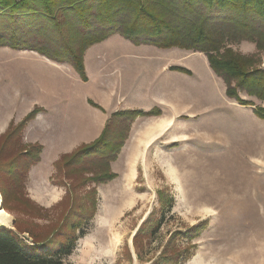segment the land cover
Instances as JSON below:
<instances>
[{
    "label": "rangeland",
    "instance_id": "rangeland-1",
    "mask_svg": "<svg viewBox=\"0 0 264 264\" xmlns=\"http://www.w3.org/2000/svg\"><path fill=\"white\" fill-rule=\"evenodd\" d=\"M0 33L8 34L2 29ZM41 36L30 34L25 42L52 49ZM117 40L130 42L115 33L85 49L99 52L98 58L87 54V82L78 80L75 84L93 104L98 102L97 86L114 78L123 94L119 96L115 88L111 93L114 101L119 100L116 110L149 111L155 107L160 114L137 116L130 122L124 144L109 164L114 177L101 183H93L87 171L72 174L58 170L56 163L37 168L40 159L28 167L24 181L21 176L14 180L12 174L7 175V161L14 156L22 160V149L33 152L31 147L38 143L26 141L27 122L19 143L12 138V143L2 150L0 147V190L8 195L7 205L27 209L38 225H47L60 218L59 204L69 190L68 195L74 198L71 210L84 218L93 212L89 220L82 219L80 230L84 229V234L76 240L65 264H149L172 235L179 250L189 255L181 264H264V118L253 113L254 106H264V101L243 90L241 98L254 106L229 98L203 53L153 44H135L148 52L132 53L129 49L135 48L133 45L119 46ZM229 46L246 55L257 52L255 44L245 40ZM33 53L37 52L0 46V123L10 107L8 95L20 94L5 85H13L12 69L16 66L12 59ZM256 55L263 66L264 54ZM106 60L112 63L106 69L102 65L100 71H104L96 73L95 67ZM163 64L168 68L161 71ZM20 83L23 93L27 87L22 80ZM68 84L74 83L68 80ZM12 98V103H18V97ZM27 113L18 121L2 122L0 136L9 122L16 124ZM51 114L53 125L73 124L72 120L59 122ZM26 200L37 208L30 207L28 201L24 207ZM0 206L12 215L9 223L0 226L13 228L14 218L19 222L23 219L24 214L17 209L2 207V200ZM156 220L161 225L154 233ZM199 224L202 227L197 235L185 237L188 228ZM140 227L141 232L134 237Z\"/></svg>",
    "mask_w": 264,
    "mask_h": 264
},
{
    "label": "trees",
    "instance_id": "trees-1",
    "mask_svg": "<svg viewBox=\"0 0 264 264\" xmlns=\"http://www.w3.org/2000/svg\"><path fill=\"white\" fill-rule=\"evenodd\" d=\"M0 29L8 32L7 35L0 33V46L34 50L56 62L69 63L82 81H86L84 50L115 33L134 45L153 44L160 48L200 52L205 55L213 73L221 78L229 98L240 105L254 106L251 101L241 98L239 92L243 90L264 101V65L260 66L261 61L256 55L264 54V0H0ZM33 33L38 37L43 35L52 49L47 51L37 44H26ZM240 40L253 42L257 47L256 54H242L229 46ZM90 104L100 109L97 104ZM40 111L41 108L35 106L18 123L9 122L0 136L1 150L13 142L12 138L19 143L26 123ZM253 113L264 118V106L255 105ZM158 114L160 109L155 107L149 111L123 109L111 112L99 135L58 158L54 162L56 169L72 174L87 171L92 174L90 180L93 183L110 180L115 173L109 164L117 158L130 122L137 116ZM41 148L36 143L31 147L33 152L22 149L25 157L22 160L16 156L10 158L6 174H12L14 180L21 176L24 181L28 167L39 161ZM69 192L59 204L62 207L60 218L47 225H38L27 209L8 206V195L0 190L2 207L24 214L20 222L19 218H14L13 228L0 226V264H65L76 240L84 234V229L80 230L82 219L89 220L93 216L92 212L84 218L71 210L74 198L68 195ZM27 201L30 207H36L29 200L25 201L24 207H28ZM154 224L152 232L155 233L161 222L156 220ZM201 227L200 224L190 227L183 234L192 239ZM139 232L141 227L134 237ZM170 238L157 259L149 264H181L185 261L189 256L186 250H179L175 245L176 238L173 235Z\"/></svg>",
    "mask_w": 264,
    "mask_h": 264
},
{
    "label": "crops",
    "instance_id": "crops-1",
    "mask_svg": "<svg viewBox=\"0 0 264 264\" xmlns=\"http://www.w3.org/2000/svg\"><path fill=\"white\" fill-rule=\"evenodd\" d=\"M115 43L123 47H129L127 45L134 46V44L128 41L126 42L125 40H117ZM96 44L97 43H94L87 50ZM139 46H134L135 48L129 49L131 50L130 52H148L147 49H138L137 47ZM88 53H90V51L87 52L85 50L83 56V66H85V69H87L86 59ZM97 53L92 52L90 55L94 54L96 59L98 58V56H96ZM94 55L90 57V60L93 59ZM98 55L101 56L100 54ZM113 58L114 57H110V59ZM107 59L109 58L107 57ZM12 61L11 64L16 66L12 69V74L15 75L12 77L13 85L10 86L8 83L5 85L11 88V92L19 91L21 95L18 94L17 96L14 94L11 96L12 93L8 95L10 107L5 110L2 122L3 125H6V122L10 119L18 121L25 112H28L32 107H35V105L41 108V111L36 114L35 118L27 123L25 129L26 141H37L42 146L40 161L37 163V168H39V164H42V167L53 165L60 155L66 154V152L78 147L80 143L93 141L102 131L108 114L117 111L115 108L118 107L119 100L117 99L114 101L111 93L114 88L118 95L119 93L121 94V92L120 84L116 82L114 78L109 79L111 82L107 81V85L99 84L100 86H97L96 95L98 102L95 104L100 107L99 109L92 106L88 98L85 99L84 89L79 87L78 84H75L78 80L84 84L87 81H82L74 68H71L66 62H56L40 55V53L28 54L23 57L14 58ZM109 63L112 62L109 60L99 62V68L93 65L96 69L95 72H103L104 70L100 71L102 65V69L105 66L106 69ZM167 66L168 64H163L160 66L159 70L162 71L168 68ZM125 79L128 82L127 76ZM20 80L23 81L24 87H27L29 90L26 89L24 90L25 92L21 93L20 87L22 88V86ZM68 80L74 84L69 85ZM15 96L18 97V103L16 104L12 103V97ZM119 96H123V94ZM120 99H122V97ZM20 103H22L23 108H18ZM50 114L57 117L59 122H64L65 119L67 123L69 120H72L71 122L73 124L65 126L53 125V120H49L50 117L48 115ZM87 115L89 116V120L86 119ZM50 130L51 136L49 135ZM72 142H74L73 145ZM45 159L49 160V162L44 163ZM39 202L44 206L50 205L48 202Z\"/></svg>",
    "mask_w": 264,
    "mask_h": 264
},
{
    "label": "bare ground",
    "instance_id": "bare-ground-1",
    "mask_svg": "<svg viewBox=\"0 0 264 264\" xmlns=\"http://www.w3.org/2000/svg\"><path fill=\"white\" fill-rule=\"evenodd\" d=\"M0 199H1V195H0ZM0 205H1V200H0ZM10 214H8L6 211L3 210V208L1 209L0 206V224H7L9 223L10 219H11Z\"/></svg>",
    "mask_w": 264,
    "mask_h": 264
}]
</instances>
